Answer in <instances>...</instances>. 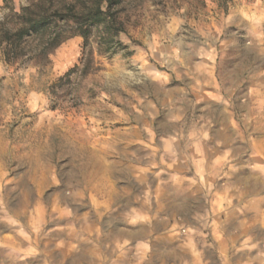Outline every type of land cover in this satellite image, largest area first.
<instances>
[{
  "label": "clouds",
  "instance_id": "1",
  "mask_svg": "<svg viewBox=\"0 0 264 264\" xmlns=\"http://www.w3.org/2000/svg\"><path fill=\"white\" fill-rule=\"evenodd\" d=\"M0 264H264V0H0Z\"/></svg>",
  "mask_w": 264,
  "mask_h": 264
},
{
  "label": "rangeland",
  "instance_id": "2",
  "mask_svg": "<svg viewBox=\"0 0 264 264\" xmlns=\"http://www.w3.org/2000/svg\"><path fill=\"white\" fill-rule=\"evenodd\" d=\"M70 54H71L70 50H68V49L63 50V51L59 52L58 54L57 53L51 54V59L53 61V67L58 68ZM31 103L33 104V106L38 107L39 104L41 103L39 96L37 95V96L33 97L31 100ZM80 119L85 120L86 117L81 116Z\"/></svg>",
  "mask_w": 264,
  "mask_h": 264
}]
</instances>
